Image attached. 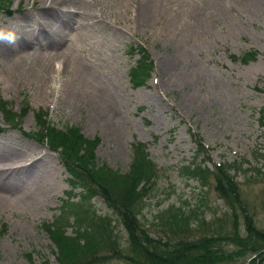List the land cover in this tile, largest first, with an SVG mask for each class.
<instances>
[{
	"label": "rangeland",
	"instance_id": "1",
	"mask_svg": "<svg viewBox=\"0 0 264 264\" xmlns=\"http://www.w3.org/2000/svg\"><path fill=\"white\" fill-rule=\"evenodd\" d=\"M10 7V15L0 11V29L18 39L0 42V102L15 112L22 102L28 109L14 126L0 113V159L17 166L16 183L12 178L8 189L0 187V264H57L45 229L56 218L57 224L67 216L68 234L85 215L114 218L100 192L82 202L75 189L69 214L58 213L67 174L56 150L26 134L36 128L37 109L57 127L75 125L83 138H96V160L109 172L127 171L133 143L144 146L157 167L142 208L151 238L213 236L211 246L223 247L214 264H251L264 256V126L257 119L264 106L263 5L12 0ZM139 43L151 68L137 83L128 69L137 63L131 47ZM189 132L203 148L196 149ZM190 159L203 162V186L181 171ZM219 161L229 167L235 195L223 198L215 187ZM169 207L197 213L188 226L170 230L155 217ZM110 226L109 239L72 264H150L133 253L120 221Z\"/></svg>",
	"mask_w": 264,
	"mask_h": 264
},
{
	"label": "trees",
	"instance_id": "2",
	"mask_svg": "<svg viewBox=\"0 0 264 264\" xmlns=\"http://www.w3.org/2000/svg\"><path fill=\"white\" fill-rule=\"evenodd\" d=\"M8 2L9 0H0L1 5ZM137 51L140 56L135 67H132L130 76L138 83L149 73V60L146 58L145 51L139 46ZM27 109L28 107L24 103L20 113L24 114ZM0 110L3 113V118L10 125L18 124V122L16 123V113L13 110L6 108L1 103ZM34 117L36 128L29 132L38 141L58 152L67 173L66 182L69 190L65 198L60 201L61 206L58 213H62L65 209L64 212L69 214L70 205L74 203L70 198V190L76 189L72 194L77 195V201L81 200L82 202L88 201L96 192H100L110 212L114 214V218L107 217V220L104 221L100 219L92 221L88 215H85L84 220L79 222L76 228L71 229L69 234L66 232V228L72 223L68 222L67 216L64 217L63 222L56 224L58 219L56 218L48 223L49 225H45L47 235L54 246L53 255L57 264H72L94 251L101 241L109 239L112 220L120 221L123 224L127 243L131 246L133 253L138 252V255H142L141 257H144L150 264H214L221 257L223 247L221 245L211 246L210 241L215 239L213 236L170 242L151 238L148 235L147 229L144 227L148 224L143 219L142 208L147 193L155 183L153 179L157 176V169L147 157L144 146H139L138 142L133 143L132 152L135 156L131 158L127 171L117 173L112 170L109 172L110 169L104 163H98L96 160L93 148L96 138H83L75 125L57 127L54 123L43 118L38 111L34 112ZM258 123L261 127L264 126V106L258 111ZM216 166L213 170L216 177L215 187L223 194L221 197H226L228 192L235 195L236 182L232 180V175L228 172L229 167L227 164ZM180 168L181 171L186 170L185 173L189 174L188 178L199 179L198 182L201 186L205 184L203 180L200 181L204 169L199 162L190 160L186 164H182ZM196 210L193 207L188 209L169 207L164 212L157 213L155 217L158 224L174 230L188 226L189 218L197 213ZM75 217L73 214L74 220ZM95 217H99V215ZM248 219L249 217L246 215L245 220L249 221ZM260 254H257L258 260L251 261V264H264V256L259 258Z\"/></svg>",
	"mask_w": 264,
	"mask_h": 264
},
{
	"label": "clouds",
	"instance_id": "3",
	"mask_svg": "<svg viewBox=\"0 0 264 264\" xmlns=\"http://www.w3.org/2000/svg\"><path fill=\"white\" fill-rule=\"evenodd\" d=\"M17 39H18V36H16L14 32L4 31L3 29H0V42L6 43L9 45H15Z\"/></svg>",
	"mask_w": 264,
	"mask_h": 264
},
{
	"label": "bare ground",
	"instance_id": "4",
	"mask_svg": "<svg viewBox=\"0 0 264 264\" xmlns=\"http://www.w3.org/2000/svg\"><path fill=\"white\" fill-rule=\"evenodd\" d=\"M260 1L261 3L257 2ZM255 3L258 5H263L264 6V0H255ZM205 22V21H204ZM71 96L73 95V92L71 91ZM112 108L111 105L108 106V110L110 111ZM105 112V111H104ZM112 112V111H111ZM3 173V172H2ZM2 174H0V187L4 189H8L12 185V180L10 181V177L8 175H5L4 177H1ZM20 195L23 196V192H20Z\"/></svg>",
	"mask_w": 264,
	"mask_h": 264
}]
</instances>
